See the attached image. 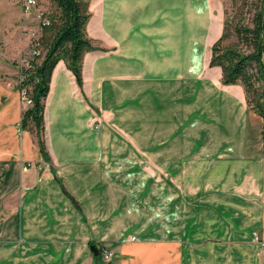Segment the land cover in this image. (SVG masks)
<instances>
[{
	"label": "crops",
	"instance_id": "1",
	"mask_svg": "<svg viewBox=\"0 0 264 264\" xmlns=\"http://www.w3.org/2000/svg\"><path fill=\"white\" fill-rule=\"evenodd\" d=\"M89 2L99 48L84 56L82 87L64 60L53 69L45 156L23 127L19 81L39 22L18 0H0V264H154L155 253L158 264H183L184 234L203 225L195 230L206 236L230 217L264 239L262 135L247 138L244 87L210 65L221 0ZM139 144L152 166L135 168ZM155 186L170 238L140 233L138 195ZM102 243L111 261L91 250Z\"/></svg>",
	"mask_w": 264,
	"mask_h": 264
},
{
	"label": "trees",
	"instance_id": "2",
	"mask_svg": "<svg viewBox=\"0 0 264 264\" xmlns=\"http://www.w3.org/2000/svg\"><path fill=\"white\" fill-rule=\"evenodd\" d=\"M51 2L56 11H45L50 24H40V33L32 36L31 49L36 48L38 54L29 60V65L22 67L25 77L21 83L32 100V104L24 109L22 124L37 137L45 156H48L44 140L45 99L53 69L60 60H64L82 87L84 56L86 52L99 48L87 31L92 16L89 0ZM235 31L246 49L240 47L239 43L223 44L229 37L225 20L223 34L213 44L210 65L221 67L224 84H241L244 87L249 109L262 118L264 145V0H260L251 20L239 21Z\"/></svg>",
	"mask_w": 264,
	"mask_h": 264
},
{
	"label": "rangeland",
	"instance_id": "3",
	"mask_svg": "<svg viewBox=\"0 0 264 264\" xmlns=\"http://www.w3.org/2000/svg\"><path fill=\"white\" fill-rule=\"evenodd\" d=\"M221 2V6L224 7L225 20L228 24L229 31V37L223 42V44L229 45L239 43L240 47L246 49L244 43L240 41L236 34L235 26L239 21L249 22L251 20L255 12V8L258 6L260 0H221ZM40 7L44 11L47 10L50 13H55L56 11L51 0H40ZM200 22L201 21L197 23L200 24ZM182 34L183 36L188 35L186 33ZM198 39L200 38L197 37V40ZM202 45L203 44H199V49L197 50L198 58L200 60H202L204 57V46L201 49ZM26 59H28V56L24 55V57L20 61V64L22 65L23 63H25ZM23 105L27 107L30 104L23 101ZM248 109L246 135L251 143L256 145L260 141L262 123L259 116L254 113L255 111L253 110L254 112H252V109ZM153 146L156 145H149V147L145 149L152 148ZM132 149L133 153L136 155L134 160V164L136 165L135 168H141L146 165L152 166L151 162L148 163L147 161L144 162V160H142V145H132ZM150 189L154 190V192H143L138 195L140 196V199L137 198L138 200H140L139 203L142 205V215L144 216V224L141 226L142 232L140 233L141 235H147L150 238L154 239H157L159 237H173L174 233L169 232V234L167 232L171 225H168V223L164 224L163 222L158 221L159 209L157 207V186L150 187ZM174 194L175 193L170 192L167 195H171V198H177V194L176 196ZM180 194L182 195L183 193ZM202 212V210L198 209L197 215H200V213ZM222 220H225L223 224H220L221 226L215 225L214 231L208 232L206 236L200 235L199 233L197 234L195 230L196 228L202 230L201 227L203 225L196 226V228H193L194 231H190L184 234V238H187V241L183 242V248L186 251L185 262H183V264H264V249L254 239L255 233L260 237L262 236V232L259 227L257 228V226H255L254 224H249L247 223V221L245 224L242 222L239 223L237 218L232 217L227 219L223 218ZM206 228L210 230V226ZM221 228H223V230H221ZM183 233L181 235H183ZM189 235H192V237H194L192 241H189ZM135 239H137V236L133 235L131 237V240ZM100 256L101 253L99 252L97 256L99 260ZM152 259L154 264H158V256L156 255V253ZM101 264H104V262L102 261Z\"/></svg>",
	"mask_w": 264,
	"mask_h": 264
},
{
	"label": "built area",
	"instance_id": "4",
	"mask_svg": "<svg viewBox=\"0 0 264 264\" xmlns=\"http://www.w3.org/2000/svg\"><path fill=\"white\" fill-rule=\"evenodd\" d=\"M22 11L25 14H31L34 15L36 20L39 22V26L40 24H45L48 25L50 24V19L49 17L45 14V11L40 7L39 5V0H18ZM34 36L36 34H33ZM38 54V51L35 49H31V53L28 56V59L25 60V63H23L21 65L20 68V75H19V81L20 83H22V81L24 80L25 75L22 72V67L29 65V60L34 58V55ZM21 95H22V100L28 104H32V100L30 99L29 95H28V91L26 88H22L21 87ZM30 165V163L24 165V169H27L28 166ZM254 239L255 241H257L261 247L264 249V240L258 235V234H254ZM100 250H101V255L102 257L106 260V261H111L113 256H114V251L113 249L109 246V244L107 243H103L100 245Z\"/></svg>",
	"mask_w": 264,
	"mask_h": 264
},
{
	"label": "water",
	"instance_id": "5",
	"mask_svg": "<svg viewBox=\"0 0 264 264\" xmlns=\"http://www.w3.org/2000/svg\"><path fill=\"white\" fill-rule=\"evenodd\" d=\"M91 250L93 251V253L95 254V255H98L99 254V249H98V247L96 246V244H91Z\"/></svg>",
	"mask_w": 264,
	"mask_h": 264
},
{
	"label": "bare ground",
	"instance_id": "6",
	"mask_svg": "<svg viewBox=\"0 0 264 264\" xmlns=\"http://www.w3.org/2000/svg\"><path fill=\"white\" fill-rule=\"evenodd\" d=\"M167 79V78H166ZM173 101H174V99H173ZM156 106V105H155ZM175 121V120H174ZM178 124V123H177ZM179 133V132H178ZM117 136V135H116ZM109 152V151H108ZM100 166V165H99ZM144 187V186H143ZM234 260V259H233ZM239 260V259H238Z\"/></svg>",
	"mask_w": 264,
	"mask_h": 264
}]
</instances>
